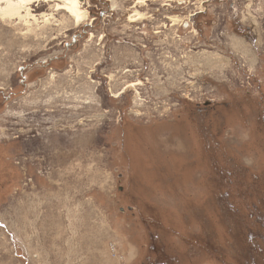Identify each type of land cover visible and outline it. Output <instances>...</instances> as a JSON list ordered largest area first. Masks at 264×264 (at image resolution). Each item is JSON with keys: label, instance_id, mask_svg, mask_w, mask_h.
Returning <instances> with one entry per match:
<instances>
[{"label": "rangeland", "instance_id": "1", "mask_svg": "<svg viewBox=\"0 0 264 264\" xmlns=\"http://www.w3.org/2000/svg\"><path fill=\"white\" fill-rule=\"evenodd\" d=\"M81 2L0 12V264H262L264 0Z\"/></svg>", "mask_w": 264, "mask_h": 264}, {"label": "bare ground", "instance_id": "2", "mask_svg": "<svg viewBox=\"0 0 264 264\" xmlns=\"http://www.w3.org/2000/svg\"><path fill=\"white\" fill-rule=\"evenodd\" d=\"M82 0H0V12L11 18H18L23 11H29L32 3H45L55 5L56 11H65L76 23L86 18V11L82 9Z\"/></svg>", "mask_w": 264, "mask_h": 264}, {"label": "trees", "instance_id": "3", "mask_svg": "<svg viewBox=\"0 0 264 264\" xmlns=\"http://www.w3.org/2000/svg\"><path fill=\"white\" fill-rule=\"evenodd\" d=\"M246 208H248V209H251V207L249 206V207H246ZM238 211H236V213H237ZM239 213H240V210H239ZM248 219L249 220H254V218H250V216L248 217ZM235 232V231H234ZM247 233H249V231L247 232ZM250 233L251 234H248V240H250V238L252 237V235H253V233L250 231ZM238 234H240L238 231H237V235ZM154 237H155V239H156V237H157V235H154ZM241 238H243V239H245L244 238V236H241ZM253 239V238H252ZM239 240H241V239H239ZM242 241V240H241ZM248 242V241H247ZM251 243H252V241H251ZM212 245H217L215 242H213L212 243ZM212 245H210V243H208V242H206V245L204 246V248H203V251L205 252V250H207L208 248H209V250L211 251V249L213 248L212 247ZM237 246L239 247V244H237ZM154 246L152 245L150 248H152L151 249V251H152V255L153 256H155V255H157L158 256V253H157V250L155 249V248H153ZM191 248V247H190ZM214 249V248H213ZM212 249V250H213ZM191 251H192V253H191V255H193V253H194V251L195 250H193L192 248H191ZM206 253V252H205ZM236 253H237V250H236ZM207 254V253H206ZM157 256H155V257H157ZM170 256V257H169ZM180 256V255H179ZM178 255H173V256H171V255H167V257H169L168 259H166V261H162V262H156L155 263V261H153V264H181V260H182V258L183 257H179ZM211 257V256H210ZM226 259H225V264H236V263H238V264H251V263H254V261L256 260V258H255V252H253L252 250L251 251H246L245 252V254L243 255V256H241V257H231L230 259L229 258H227V257H225ZM239 258H241V263H239L238 261H236L237 259H239ZM260 258H263V256H261ZM259 258V259H260ZM204 263H211V259L209 258V256H207L204 260ZM215 264H220L221 262H222V260H220V259H218V258H215L214 259V261H213ZM152 264V263H151ZM262 264H264V262L262 263Z\"/></svg>", "mask_w": 264, "mask_h": 264}]
</instances>
